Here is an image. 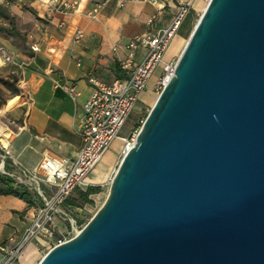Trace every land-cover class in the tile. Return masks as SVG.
Returning <instances> with one entry per match:
<instances>
[{
	"label": "water",
	"instance_id": "95a60500",
	"mask_svg": "<svg viewBox=\"0 0 264 264\" xmlns=\"http://www.w3.org/2000/svg\"><path fill=\"white\" fill-rule=\"evenodd\" d=\"M38 264H264V0H208L103 204Z\"/></svg>",
	"mask_w": 264,
	"mask_h": 264
},
{
	"label": "crops",
	"instance_id": "0c3cea01",
	"mask_svg": "<svg viewBox=\"0 0 264 264\" xmlns=\"http://www.w3.org/2000/svg\"><path fill=\"white\" fill-rule=\"evenodd\" d=\"M125 1L120 7L119 0H83L74 13L52 14L51 0H0V10L14 21L12 28L4 30L6 34H0V44L13 51L17 64L25 66V71L20 72V101L14 98L0 110V116L8 117L15 130L9 137L8 128L0 123V143L22 168L36 170L45 155L75 158L82 146L77 133L81 106L92 92L88 77L103 84L121 78L120 62L126 58V46L132 38L166 27L177 14L178 3L198 11L208 2L163 0L164 9L158 11L142 2ZM152 16L156 19L149 28L146 24ZM13 27L27 34L29 50L37 44L39 51L31 54L17 48L13 43ZM77 30L83 31L78 41L74 38ZM141 54L137 53L135 63L140 61ZM0 69L5 76L17 73L15 66ZM65 85L76 86L79 96L75 102L62 89ZM143 97L144 93L140 99ZM32 216L33 209L23 200L0 196V244L15 245L29 227ZM35 246L37 242L28 244L23 253H33ZM21 256L16 263L23 264Z\"/></svg>",
	"mask_w": 264,
	"mask_h": 264
},
{
	"label": "built area",
	"instance_id": "2783aa9c",
	"mask_svg": "<svg viewBox=\"0 0 264 264\" xmlns=\"http://www.w3.org/2000/svg\"><path fill=\"white\" fill-rule=\"evenodd\" d=\"M82 1L51 0L50 12L74 13L79 9ZM129 1L155 6L158 11L164 9V6H161L163 0ZM125 2L119 0V6H123ZM189 11L187 4L178 3L177 14L166 27L132 38L126 46L128 54L120 62L121 78L115 79L110 84H103L95 77H88L92 92L81 106L77 133L82 140V146L75 158L67 160L45 155L36 170L28 171L18 165L10 157L8 148L1 144L0 173L10 178L15 185L23 187L34 197V200L31 206L33 216L30 225L21 234L18 242L12 247L0 245V264L16 263L30 243L53 240L52 246L55 247L72 239L82 229L79 230L75 226L72 213L66 208L65 202L76 188L86 187V177L100 163L114 140L125 144L122 150L123 156L133 146L138 131H132L124 138L119 136V132L139 102L140 96L147 91L154 70L159 65L163 67L161 77L155 81L152 88L156 92L162 91L172 77L175 65L164 62V56ZM155 19L156 16L149 18L147 27L152 28ZM82 37L83 31L77 30L75 40L78 41ZM31 51L37 53L38 45H31ZM139 51L142 52V56L140 61L135 63ZM0 58L3 61L1 67L12 65L23 68V64H17L1 44ZM62 89L72 101H76L79 96L76 86L65 85ZM110 182L111 179L109 184ZM59 224H65L62 232Z\"/></svg>",
	"mask_w": 264,
	"mask_h": 264
},
{
	"label": "rangeland",
	"instance_id": "374dc122",
	"mask_svg": "<svg viewBox=\"0 0 264 264\" xmlns=\"http://www.w3.org/2000/svg\"><path fill=\"white\" fill-rule=\"evenodd\" d=\"M205 6L201 7V9H199L198 11L190 10L189 13L185 16L184 20L182 21L179 27L176 37L172 41L170 47L168 48L164 56V62L168 64L172 63L173 65L176 64L178 57L181 51L183 50L194 26L199 20ZM0 17L3 20L0 22V30H1L0 34H6L4 30L6 29L9 30L10 27L12 28V26L14 25V21L10 17H8L2 10H0ZM3 24H5L6 27H4ZM16 30L17 27L15 28L13 27V32L11 31L13 33V43H15L16 46H18L17 48L27 53V51L29 50V46L26 45L28 41L27 34ZM178 37H183V38L181 39ZM1 45L4 46L3 44ZM4 47L9 51V53L13 56L14 60L17 62V57L15 56L13 51H10L6 46ZM29 52H31V54H34V52L31 51V47ZM31 54L28 53L29 56ZM7 66H12V65H7ZM15 68L17 71L16 74L10 73L5 76L0 73V110H2L5 106H7L8 102L14 98H17L20 101L19 85H20V79L22 78L20 76V72L25 71V66L23 65V68H18V67ZM162 73H163V67L162 65H159L152 74V78L148 83L147 90L151 89L153 83H155V81L161 77ZM3 82H6L8 85L4 84ZM160 92H161L160 90L156 92L153 89L150 90L149 92L146 91L144 93V97L142 98L143 101L139 99V102L135 105L124 127L120 130L119 132L120 137H127L130 132L139 131L143 121L145 120L148 112L150 111L153 103L155 102ZM14 115L15 113H12L11 117H13ZM9 121L11 120L8 117L4 115L0 116V123H2L8 128L9 137H11L15 128L9 124L10 123ZM124 147H125L124 143H122L119 140H114L111 143L109 150L104 155L103 159L100 161V163L86 177L85 180L87 181L86 186L90 184V186H95L99 188V192L97 194L90 196L89 199L91 200V203L84 204L82 201H80L77 191L72 192V194L70 195L68 201L70 207H68L67 209L72 213L75 226H77L79 230L87 224V222L92 218V216L101 207L104 200L106 199L110 187L109 181L110 179L113 178L114 173L117 170L119 163L123 157L122 150L124 149ZM88 181L90 182L94 181L95 183L92 184ZM79 190H86V189L85 187H82V189ZM73 203L74 205L71 206L70 204ZM64 227L65 224H59V228L61 232L64 229ZM53 243H54L53 240L51 242L50 241L44 242V240H40L39 242H37V246H35L36 251L33 252L29 264H37L41 260V258L51 248H53L52 246ZM21 255H22L21 262L23 264H26L23 260L24 253ZM16 264H21V263L18 262Z\"/></svg>",
	"mask_w": 264,
	"mask_h": 264
},
{
	"label": "trees",
	"instance_id": "16d2710c",
	"mask_svg": "<svg viewBox=\"0 0 264 264\" xmlns=\"http://www.w3.org/2000/svg\"><path fill=\"white\" fill-rule=\"evenodd\" d=\"M3 83L8 85L6 82ZM79 189H82V187L76 188L74 191H77L79 200L82 201L84 204L91 203V200L89 199L90 196L95 195L99 192V188L95 186H86L85 187L86 190H79ZM0 196L17 197L23 200L24 202H26L28 207L32 206L34 200V197L29 192H27L23 187L15 185L10 178L5 177L2 173H0ZM68 201L69 198L65 202L66 208L70 207ZM70 205L73 206L74 203ZM0 245H5V244L1 243Z\"/></svg>",
	"mask_w": 264,
	"mask_h": 264
},
{
	"label": "bare ground",
	"instance_id": "6f19581e",
	"mask_svg": "<svg viewBox=\"0 0 264 264\" xmlns=\"http://www.w3.org/2000/svg\"><path fill=\"white\" fill-rule=\"evenodd\" d=\"M207 5V4H206ZM206 7V6H205ZM205 9V8H204ZM204 11V10H203ZM202 11V12H203ZM195 27V26H194ZM176 37V36H175ZM174 40V39H173ZM187 43V42H186ZM186 45V44H185ZM185 47V46H184ZM184 49V48H183ZM183 51V50H182ZM182 51H181V53H182ZM181 53H180V55H181ZM179 55V56H180ZM179 58V57H178ZM3 64V61H2V59L0 58V66ZM154 104V103H153ZM32 254L33 253H25L24 254V256H23V260H24V262L26 263V264H29L30 263V258L32 257ZM38 264V263H37Z\"/></svg>",
	"mask_w": 264,
	"mask_h": 264
}]
</instances>
